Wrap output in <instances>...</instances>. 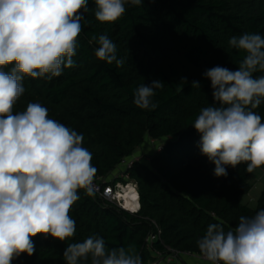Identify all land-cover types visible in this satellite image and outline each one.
Instances as JSON below:
<instances>
[{
  "label": "trees",
  "instance_id": "trees-1",
  "mask_svg": "<svg viewBox=\"0 0 264 264\" xmlns=\"http://www.w3.org/2000/svg\"><path fill=\"white\" fill-rule=\"evenodd\" d=\"M87 8L75 67L52 79L24 77L13 114L30 102L45 106L49 118L83 135L82 146L92 153L96 168L94 182L105 186L127 176L138 186L141 210L132 215L78 190L80 198L69 213L75 235L65 241L37 235L33 255L22 253L12 264H66L67 245L89 236L102 237L107 249L135 245L142 264L160 260L154 252L201 255L196 242L209 224L223 222L227 232L240 216L264 210V188L256 209L240 203L251 190L253 172L241 163L226 166L227 176H215L192 126L202 108L216 104L205 71L215 66L235 71L244 58L228 40L244 33L264 36V0H143L141 6L126 4L125 14L111 23L96 20L94 0ZM100 35L116 44L123 66L95 56L99 45L90 40ZM153 80L164 83L151 98L156 107L140 109L133 103L134 91ZM194 81L200 88H193ZM254 111L264 122V103ZM147 141L160 150L133 161ZM159 231V241H148ZM184 259L180 262L186 264ZM78 264H91V256Z\"/></svg>",
  "mask_w": 264,
  "mask_h": 264
},
{
  "label": "clouds",
  "instance_id": "clouds-1",
  "mask_svg": "<svg viewBox=\"0 0 264 264\" xmlns=\"http://www.w3.org/2000/svg\"><path fill=\"white\" fill-rule=\"evenodd\" d=\"M96 20L120 19L125 5L141 6L143 0H94ZM88 0H0V264H12L22 253L33 255V237L52 236L65 241L75 235L69 215L80 198L78 190L94 193L96 168L92 153L82 146L77 131L49 118L38 102L13 114L22 95L24 77H59L75 67L77 39L82 31ZM99 47L95 56L123 66L116 44L106 35L90 40ZM232 49L245 53L238 69L215 66L204 75L210 79L215 105L200 110L192 125L200 133V151L214 163V175L227 176L226 166L246 164V171L264 167V122L254 111L264 103V36L244 33L228 40ZM186 83V78L182 79ZM164 86L159 80L140 85L133 103L155 108L151 98ZM193 88H200L198 81ZM201 255L210 264H264V210L240 216L238 225L224 230L223 222L209 224L197 240ZM91 256V264H142L135 245L107 249L102 237L89 236L68 244L66 264Z\"/></svg>",
  "mask_w": 264,
  "mask_h": 264
},
{
  "label": "built area",
  "instance_id": "built-area-1",
  "mask_svg": "<svg viewBox=\"0 0 264 264\" xmlns=\"http://www.w3.org/2000/svg\"><path fill=\"white\" fill-rule=\"evenodd\" d=\"M160 150V149H159ZM141 158L136 157L133 161L139 162ZM133 162H131L132 164ZM123 178L125 182L118 183H108L105 186L97 182H93L94 186V195L107 202L109 204L115 205L117 208L126 211L132 215L137 214L141 210L140 205V195L137 184L129 181V178L126 176ZM131 196V203L129 207L127 206L126 199L128 196ZM161 232L159 231L156 235H153L148 239L150 242H157L160 239ZM159 259H163L165 264H183L180 262V257H187L198 262L209 263L202 255H193L192 253H179L173 252L172 256H163L160 252H154Z\"/></svg>",
  "mask_w": 264,
  "mask_h": 264
},
{
  "label": "rangeland",
  "instance_id": "rangeland-1",
  "mask_svg": "<svg viewBox=\"0 0 264 264\" xmlns=\"http://www.w3.org/2000/svg\"><path fill=\"white\" fill-rule=\"evenodd\" d=\"M152 145L153 144L152 143L149 144L148 141L145 142L143 147H141V149L139 150L137 157L145 158V156L146 157L152 156L153 153H155L160 149L158 145L156 144H154V146ZM249 184L251 185V190L247 195H243L240 197V203L251 209H256L258 205V200L264 188V170L262 169L255 170L250 177ZM162 264H165V262H163Z\"/></svg>",
  "mask_w": 264,
  "mask_h": 264
},
{
  "label": "crops",
  "instance_id": "crops-1",
  "mask_svg": "<svg viewBox=\"0 0 264 264\" xmlns=\"http://www.w3.org/2000/svg\"><path fill=\"white\" fill-rule=\"evenodd\" d=\"M163 259H161V260H158L155 264H162L163 262ZM184 261H185V263L186 264H209V263H205V262H198V261H196V260H193V259H190V258H187V257H185V259H184Z\"/></svg>",
  "mask_w": 264,
  "mask_h": 264
},
{
  "label": "bare ground",
  "instance_id": "bare-ground-1",
  "mask_svg": "<svg viewBox=\"0 0 264 264\" xmlns=\"http://www.w3.org/2000/svg\"><path fill=\"white\" fill-rule=\"evenodd\" d=\"M126 200L127 206L129 207V204L131 203V196L129 195Z\"/></svg>",
  "mask_w": 264,
  "mask_h": 264
}]
</instances>
